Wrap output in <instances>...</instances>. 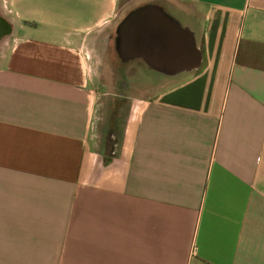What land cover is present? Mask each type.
<instances>
[{
    "label": "crops",
    "instance_id": "obj_1",
    "mask_svg": "<svg viewBox=\"0 0 264 264\" xmlns=\"http://www.w3.org/2000/svg\"><path fill=\"white\" fill-rule=\"evenodd\" d=\"M0 15V264H264V0ZM151 23L161 43L135 53ZM118 64L157 84L103 91Z\"/></svg>",
    "mask_w": 264,
    "mask_h": 264
},
{
    "label": "water",
    "instance_id": "obj_2",
    "mask_svg": "<svg viewBox=\"0 0 264 264\" xmlns=\"http://www.w3.org/2000/svg\"><path fill=\"white\" fill-rule=\"evenodd\" d=\"M151 10L152 9L149 7L141 8V9L135 11L134 13L130 14L127 18H125L121 22V24L118 27V35H119L118 41H119V45L122 48H124L126 45L127 31H128L129 26L131 25V23L136 19H142L141 13L148 12ZM159 25H160V23H151L146 28H143V26L139 27V29L135 32L134 36L136 38H142V39L137 40L138 42L133 45L135 48V53L145 51L146 48H148V47H150V49L152 48L154 51L156 50L155 47H158L156 42L157 43H161V42L153 40V39H156L159 31H165L166 30L165 28L159 27ZM144 26H145V24H144ZM11 30H12V26H11L10 22L6 18H4L0 15V40L3 37L10 34ZM154 42H155V44H152ZM150 44H151V46H150Z\"/></svg>",
    "mask_w": 264,
    "mask_h": 264
},
{
    "label": "rangeland",
    "instance_id": "obj_3",
    "mask_svg": "<svg viewBox=\"0 0 264 264\" xmlns=\"http://www.w3.org/2000/svg\"><path fill=\"white\" fill-rule=\"evenodd\" d=\"M109 52H111L109 50ZM114 50L112 48V52H111V55L112 57H114ZM110 54V53H109ZM116 57V55H115ZM119 59V58H118ZM112 62H118L120 63V60H116V59H113L111 60ZM109 62H110V59H109ZM119 65V64H118ZM131 67V66H130ZM130 67H127L125 66L124 64L122 66H103V67H100L102 68V73H103V76H102V90L103 91H109V90H125V89H131V83H125V79L127 78V72L126 71L127 69H129ZM147 84H150L151 87H153L154 85H156L157 83L156 82H152L151 80L146 83V82H141V83H138V82H133V88H135L137 85H144V86H148ZM125 106V103L124 105ZM111 128H114V127H111ZM115 128L111 130V133L112 134V137L113 138H116L117 136H115Z\"/></svg>",
    "mask_w": 264,
    "mask_h": 264
}]
</instances>
